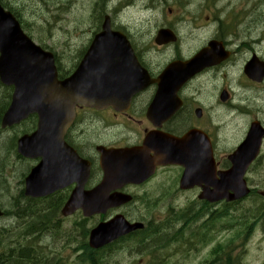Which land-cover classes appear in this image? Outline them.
<instances>
[{
    "label": "flooded vegetation",
    "instance_id": "flooded-vegetation-1",
    "mask_svg": "<svg viewBox=\"0 0 264 264\" xmlns=\"http://www.w3.org/2000/svg\"><path fill=\"white\" fill-rule=\"evenodd\" d=\"M246 1L247 3L243 0H173L171 5L164 9L161 25L175 32V41L157 45L160 51L154 56L135 49L138 61L151 77H156L168 64L193 57L205 49L209 60L202 62L203 66L180 88L171 91L168 97L161 98L157 107H151L158 87L155 84L136 93L126 106H108L103 109L76 106V117L63 138L79 156L91 163V173L86 188L95 185L101 177L97 149L118 150L137 147L148 149L141 147V144L146 134L154 128L150 118L162 121L161 131L175 137L183 136L193 129L205 133L212 145V159L216 162L217 169L224 171L228 167L229 162L226 157L220 159L215 154L220 133L230 130V134L235 135V142L238 145L244 139L242 113L250 114L247 110H241L240 93H243V90L239 80L245 79L254 87L264 83V78L260 82L251 81L244 71L248 61L255 60L264 72V33L257 31L262 18L256 20L258 11H253L255 8L264 7V0ZM160 2L167 1L160 0ZM249 16H253L252 19ZM249 27L251 31L256 29V35ZM184 29L187 30L186 34L194 35L191 37L193 40L196 39L194 50L186 55L180 51ZM247 42H251L252 46ZM236 49H242L244 55L238 57L239 51ZM238 70L243 79H239ZM221 117L224 123H217ZM255 120H249L248 126ZM231 122L234 123V127H231ZM21 130L22 124H19L11 131L20 133ZM180 149H188V147L183 146ZM130 154L134 157L138 156L137 152L130 151ZM148 154L153 156L151 152ZM263 159L259 158L252 165ZM166 170H171L173 173L169 180L170 184L165 186L161 183L160 189L149 190L148 185L158 182V177L163 175L160 173ZM182 171L183 168L179 165L157 166L155 175L148 180L141 184L130 183L120 188L132 197L130 204L120 208L121 213L130 221L139 220L137 214L149 213L151 207L147 202H140L137 199L147 198L150 193L160 195L164 191L184 192L178 185ZM72 188L73 186H68L61 190V195L69 194ZM190 191H194L196 195L199 193L198 187ZM177 224L182 223L177 222ZM137 232L142 231L134 233ZM146 240L145 236L144 241ZM135 243L130 234V245ZM135 250L139 252L137 243ZM210 260L213 261L212 257Z\"/></svg>",
    "mask_w": 264,
    "mask_h": 264
},
{
    "label": "water",
    "instance_id": "water-1",
    "mask_svg": "<svg viewBox=\"0 0 264 264\" xmlns=\"http://www.w3.org/2000/svg\"><path fill=\"white\" fill-rule=\"evenodd\" d=\"M103 31L96 35L94 42L98 49L112 50L101 43L117 45L124 52L123 56L130 57V70L127 76L130 83L135 85L143 84L146 81V72L136 62L131 47L120 32L110 30L109 20L106 17L103 25ZM168 31H160L157 42L170 40L164 38ZM93 50V48H92ZM86 58L79 65L75 73L64 80H57V73L54 64L53 55L35 45L32 40L21 30L18 21L9 12L0 6V80L6 85H13L14 91L12 102L2 118V126L12 124L27 117L30 113L39 115V130L30 138H23L18 145V151L23 155L30 156L32 142L36 140L40 132L44 134L41 138L51 137L53 119L58 118L59 125L68 121L65 118L70 116V111L76 101L83 98H107L112 90L111 83L117 80L109 79L108 76H118L125 70V66L120 63H98ZM254 60L246 67V73L253 79L260 80L261 69ZM192 61L184 63L178 70H168L161 80H158L160 91L156 94V104L161 98L169 96L170 90H174L192 74ZM175 85L171 88L168 85ZM137 87L127 86L124 90H116L112 98H119L131 94ZM141 88V87H140ZM244 143L232 155L228 156L231 167L225 172L212 173L213 166L208 165L205 160V144L198 138L191 141V133L176 144H171L168 140L161 141L159 144L164 149L163 155L158 157L161 164L177 163L184 166L180 186L189 188L202 182L203 192L198 195L199 198H205L210 202L221 199L233 201L247 195L249 188L243 179V173L247 165L255 159L259 151L261 136L264 130L259 124L253 125ZM186 138V139H185ZM153 142V141H152ZM157 145L155 143L152 144ZM206 147H207V142ZM168 145L194 146L195 149H165ZM34 146V148L38 147ZM30 149H29V148ZM36 152V151H35ZM211 158V156H210ZM55 163L59 158L53 157ZM155 158L152 162L144 161V158L138 156L133 160H128L125 164H115L112 156L105 159L103 168L106 171H115L120 169L126 179L137 182L147 178L155 164ZM65 164V165H64ZM67 164V165H66ZM52 168V163L44 160L42 164L36 167L27 178L28 194L40 195L50 192L57 187L64 186L69 181L74 180L73 170L81 168L75 167L68 160L54 172L53 175L45 174L44 169ZM55 167V166H54ZM53 167V168H54ZM218 175V177H217ZM40 179H44L42 182ZM107 179H112L107 176ZM137 180V181H136ZM50 182V183H49ZM46 183H49L45 185ZM208 186H212L210 190ZM48 190V191H47ZM264 196V192H260ZM128 198L119 196H107L101 190H95L86 193L85 196H75L69 199V202L63 208V214L72 213L77 208H82L83 214L88 216L97 212H104L108 207L115 206ZM142 224H130V227L124 220L117 216L107 223H100L90 234L89 243L92 247H99L110 240L132 231L136 228H142Z\"/></svg>",
    "mask_w": 264,
    "mask_h": 264
},
{
    "label": "rangeland",
    "instance_id": "rangeland-1",
    "mask_svg": "<svg viewBox=\"0 0 264 264\" xmlns=\"http://www.w3.org/2000/svg\"><path fill=\"white\" fill-rule=\"evenodd\" d=\"M5 2L9 8L16 13H19L22 27L26 30L27 34L31 38L39 43L45 45L49 50H52L59 60L60 66L63 70L70 69L73 63L77 59V51L81 49V46L85 44L86 40L91 37V31L99 23V13H107L115 11L113 20L117 25L126 28L131 37L140 49H142L147 54L154 56L160 51V48L154 47L153 37L158 31L157 29L161 26L163 21L164 9L169 7L173 0H166L167 2L162 3L160 0H154L153 6L148 5V0H130L129 6H123L122 9L120 5H123L127 0H2ZM192 1V0H191ZM240 1V0H238ZM246 2V0H243ZM249 2V1H248ZM97 3V4H96ZM251 3V2H250ZM253 3V2H252ZM257 3V2H256ZM101 4V9L100 8ZM243 4V3H242ZM153 7L152 9L150 7ZM149 7V8H148ZM175 7V6H174ZM243 7H245L243 5ZM248 3V9H250ZM253 11H258L259 21L257 26V31L264 33V7H259L253 9ZM253 13V12H252ZM254 16V14H253ZM253 16H249L252 17ZM255 17V18H256ZM250 19V20H251ZM94 29V30H95ZM251 31V27H249ZM263 29V30H262ZM256 29L251 31L252 33L257 32ZM187 30L184 29L182 47L180 51L183 55L190 53L194 50V41L191 35L186 34ZM250 33V32H249ZM253 34V35H254ZM256 35V34H255ZM254 35V36H255ZM252 46L251 42H247ZM244 48V47H242ZM238 52V57L244 54L242 49H236ZM154 59H157L153 57ZM152 59V58H151ZM240 71L238 70V75ZM241 75H239V79ZM243 79V78H241ZM243 81V82H242ZM239 80V84L242 87L243 93H240L241 99V110H247L250 114L242 113L243 122V134L245 136L246 129L248 127V121L251 119H256L264 124V83L256 87L249 85V82L245 79ZM260 93V94H258ZM8 91L0 85V109L5 104L7 99ZM218 113V112H217ZM233 114V112H231ZM217 123H224L223 118ZM234 123L231 122V127ZM11 133L3 132L0 128V149H5L7 144V135ZM14 134V133H12ZM11 138V137H10ZM235 135L230 134V130H224L220 133L218 138V148L215 149L216 157L223 159L230 151H232L233 146H235ZM12 139V138H11ZM13 141V139H12ZM1 152V150H0ZM2 169H0V178L4 179L5 183L0 184V203L2 205V211L4 212L3 218L0 219V228L7 229L5 235H8L5 240L6 244L12 249L19 252L24 246L35 247L36 252L34 253L39 257L37 261L33 264H83L80 261L73 259V247L78 246L83 242V232L81 229L75 228V221L80 220L78 214L74 217L61 219L59 222V227L56 223L53 224L54 218L44 230H40L42 233L38 232L33 239H20L14 238L9 239L11 231L17 229L23 222L27 220V216L23 217L30 209L35 211H40L38 206H42L40 203L25 202L21 192V181L22 174L28 168V164L22 161L15 152V147L13 146L6 154L2 153ZM264 156V142L262 152L259 156L263 159ZM218 159V158H217ZM248 178L250 185L256 188L257 191L264 189V159L256 163V165H251L249 167ZM162 176H159V181L150 185L152 191L161 188V183L165 186L169 183L173 173L171 170H166ZM194 193H171V195H166L162 197L159 202L161 204L159 211H155L156 214H163L165 212V206H182L185 202H189L186 199L192 200L194 198ZM157 196L155 194H149L148 198L152 201L155 200L157 203ZM250 206L253 207L252 198L244 199L241 202L231 205L227 210V221L234 223L240 217L241 212ZM260 205V204H258ZM157 207V206H155ZM215 209H222L221 206H214ZM23 210L22 212L20 210ZM32 214V213H30ZM208 211L205 208H195L191 211L192 218H196L197 222L193 223L192 227H198L203 223V219L206 218ZM139 216H143V213H138ZM20 216V217H18ZM29 216V215H28ZM222 224H225L224 219ZM56 221V220H55ZM173 222L169 221L171 225ZM190 224V223H189ZM228 224V223H227ZM177 221L171 225V228L179 226ZM229 225V224H228ZM53 226V228L51 227ZM50 229H48V228ZM58 228V230L56 229ZM237 227L230 225L226 231L218 232L215 235L216 240H222L224 238H230ZM151 229V228H149ZM47 230V231H46ZM162 231V230H161ZM11 232V233H10ZM1 236V235H0ZM1 238V237H0ZM81 240L80 242H78ZM215 241L211 242L215 244ZM134 242H136L134 240ZM233 244H239V241H233ZM3 244V242H1ZM154 242L150 243L152 245ZM213 244V245H214ZM27 249L26 257H30L31 248ZM189 248L182 247L178 255L177 260L179 264H203L204 261L209 258L208 251L209 246L202 248H193L189 252ZM175 252V247L171 248ZM117 250L110 259L109 264H128L129 261L125 258L122 259V250ZM125 251V250H124ZM240 254V260L242 264H263L264 262V226L260 223L256 224L252 228V234L248 240L244 241V244L237 246L234 253ZM70 254V255H69ZM117 254V255H116ZM69 255L68 259H63V257ZM25 257V256H24ZM36 256H32V259L28 260V264H32ZM130 264H134L139 256H129ZM107 260H105L106 262Z\"/></svg>",
    "mask_w": 264,
    "mask_h": 264
},
{
    "label": "trees",
    "instance_id": "trees-1",
    "mask_svg": "<svg viewBox=\"0 0 264 264\" xmlns=\"http://www.w3.org/2000/svg\"><path fill=\"white\" fill-rule=\"evenodd\" d=\"M13 147V141L10 138V136H7V144L5 149H0L1 152L6 154L10 149ZM0 152V159H2V154ZM2 160H0V169H2ZM1 171V170H0ZM4 179L0 178V184ZM5 181L3 182V184ZM254 194V193H253ZM260 202V205H256V201ZM253 201V207L250 208V206L244 211H242L239 218V223L237 226V230L234 232L232 237H230L229 241L225 242H215V245L210 248L209 251V258H207L206 261H204L203 264H239L238 256L234 253V250L237 246H241L239 244H233V241L238 240L239 243L242 244L244 241L250 236L252 229H251V220L255 221V223H260L264 226V199H260V197L254 195L252 197ZM199 208H205L207 209L206 205H201ZM34 210V209H33ZM32 208L30 209V212L26 214L27 220L21 224L17 229H13L9 235V239L14 238L13 240H16L17 238L20 239H33L38 232L42 233L40 231L44 230L50 221L51 218L54 217L53 213L50 211H33ZM23 211L22 209L20 210ZM32 213V214H30ZM224 213L212 214L208 217L206 221H203V223L200 224L198 227H192L189 225L190 221L189 218H186V213H183L182 215H172L175 217L170 216L171 222H181L183 223L181 216L184 218V223L188 226L187 229L183 228L182 230H176L175 228H171L172 226L169 224V222H166V224L163 227V230L160 231L158 228L149 232L144 231L143 234L140 233L139 235H135V241L137 245L139 246V252L141 254L146 256L147 258V264H179V260H177V253L172 251V247H176V244L182 243L185 244L191 248L200 246L205 247L209 246L211 242L214 240L215 234H213V230L215 228L217 218L221 217ZM29 215V216H28ZM251 215V216H250ZM20 217V216H18ZM189 217H191V211H189ZM168 221V220H167ZM55 222H53L54 224ZM257 223V224H258ZM185 226V224H184ZM9 227L0 228V264H28V260L32 259L33 253L30 255V257H26L27 249L22 248L20 251H16L12 249L9 245H5L6 243L3 241L6 239L8 235H5L7 232V229ZM40 228V229H39ZM48 228V227H47ZM50 229V228H48ZM57 229V228H56ZM81 229V228H80ZM159 231H158V230ZM58 230V229H57ZM148 230V229H147ZM47 231V230H46ZM81 232L84 233V228L81 229ZM146 236V241H144V238ZM156 236L155 238H153ZM3 239V240H2ZM79 240L78 242H80ZM3 242V244L1 243ZM154 242L152 245H149L150 243ZM86 246V243L84 244V241L81 242L78 247L84 248ZM35 248V247H34ZM81 248H77L78 250ZM229 249V251H227ZM117 250H122V259L126 258V246L125 245H118L114 247L109 254V259L115 253ZM125 250V251H124ZM118 251V252H119ZM95 252H88L84 251L82 255H80L79 260L83 264H104L105 260H107V257L101 256V260H98L95 258ZM3 255V257H2ZM117 255V254H116ZM240 255V254H239ZM25 256V257H24ZM212 257V260L211 259ZM4 258V259H3ZM39 257L36 255L35 260L32 261V264L34 261H37ZM108 259V260H109ZM44 264V262H42ZM61 264V263H58ZM264 264V262H263Z\"/></svg>",
    "mask_w": 264,
    "mask_h": 264
},
{
    "label": "bare ground",
    "instance_id": "bare-ground-1",
    "mask_svg": "<svg viewBox=\"0 0 264 264\" xmlns=\"http://www.w3.org/2000/svg\"><path fill=\"white\" fill-rule=\"evenodd\" d=\"M258 13V12H257ZM194 35H191V37H193ZM144 52V51H143ZM146 53V52H145ZM3 107V106H2ZM2 110V108L0 109V111ZM256 205H258V204H260V202L257 200L256 202ZM3 212V211H2ZM3 216H4V212H3ZM172 217H175V216H172ZM170 220V219H169ZM169 220L167 221V222H169ZM189 221H190V225L192 226L193 225V223H195V222H197L198 220H196V218H192V216L189 218ZM175 223V222H174ZM174 223H172L171 225H173ZM52 228H53V226H51ZM163 227L164 226H155V225H152V227H150L151 229H148L147 231H152V230H154L155 231V229L156 228H158L160 231L161 230H163ZM40 229V228H39ZM58 229V228H57ZM157 229V230H158ZM41 230V229H40ZM158 230V231H159ZM22 248H31V253H35L36 252V250L33 248V247H28V246H24V247H22ZM16 251H17V249H16ZM34 256H36L35 254H34ZM2 257H3V255H2ZM95 258L96 259H98V260H101V258L100 257H97V256H95ZM4 259V258H3ZM125 259V258H124Z\"/></svg>",
    "mask_w": 264,
    "mask_h": 264
}]
</instances>
